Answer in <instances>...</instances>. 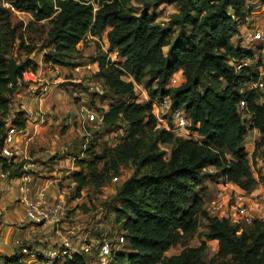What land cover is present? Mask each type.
<instances>
[{
    "label": "trees",
    "instance_id": "1",
    "mask_svg": "<svg viewBox=\"0 0 264 264\" xmlns=\"http://www.w3.org/2000/svg\"><path fill=\"white\" fill-rule=\"evenodd\" d=\"M54 1L58 13L50 21L49 37L57 54L74 51L89 27L95 33L109 28V47L117 50L121 59L118 65L124 73L136 83L146 76L155 79L157 86L151 91V99L168 98L171 110L183 109L191 121L192 136L201 138V141L176 139L164 129L152 132L157 124L152 101L144 106L136 104L133 84L120 80L124 73L114 69L102 73L106 88L113 95L129 100L102 113V124L108 131L117 130L123 122L129 126V133L123 144L106 155H93L90 162L77 161L87 174L80 171L72 175L75 189L78 192L102 182L105 174L99 172L98 163L107 158L112 168L118 162L131 161L138 170H144L134 173L117 193L120 205L115 209L114 223L124 233L126 243L125 251L119 252L111 264H264L263 220H254L252 226L237 234L238 226L209 216L202 198L193 194V186L198 184L206 167L219 170L224 179L243 191L249 192L256 185L240 144L247 131L256 130L262 145L264 103L260 104L258 91L240 93V89L258 81L253 68L261 63L254 66V51L232 43V38L238 36V20L244 17L243 0H165L179 7V14L168 24L179 29L174 42L168 27L155 24L146 13L138 16L128 13L116 0H106L94 15L91 6L82 0ZM7 2L15 10L31 13L37 21L53 14L52 0ZM194 9L197 16L190 14ZM5 24L0 26V169L17 176L20 165L1 155L9 126L7 93L12 91L8 87L4 57L9 50L10 35ZM186 25L191 30L189 34H185ZM243 60L249 64L238 72L229 65L230 61ZM44 63L64 64L60 55H48ZM100 69H104L103 61ZM180 70L184 83L167 88L170 78ZM204 77L212 83L223 81L225 86L219 93L210 87L201 89ZM242 100L246 105L243 113L238 109ZM9 124L15 130H24V113L16 114ZM158 144L172 146L167 160L158 151ZM225 154L233 160L227 161ZM201 218L207 224L206 241L196 248H185L197 232ZM207 241L217 242V251L208 263L205 262ZM177 245L184 247L181 253L166 257L165 253ZM14 262L13 256L3 257V264ZM64 264H88V261L74 254Z\"/></svg>",
    "mask_w": 264,
    "mask_h": 264
},
{
    "label": "rangeland",
    "instance_id": "2",
    "mask_svg": "<svg viewBox=\"0 0 264 264\" xmlns=\"http://www.w3.org/2000/svg\"><path fill=\"white\" fill-rule=\"evenodd\" d=\"M82 1L91 6L94 15L106 0ZM116 1L121 8L134 16L146 13L153 17L154 23L161 27H168L169 22L179 14V7L176 4H168L165 0ZM52 4L54 7L51 18L37 21L31 13L15 10L7 0H0V26L6 22L5 26L8 25V33H10L8 37L9 50L4 56L6 65L8 59L12 58L22 66L16 75L17 85H8L9 90L12 91L7 93L9 110L6 121L8 127H11L10 122H8L9 117L12 114L24 113L25 125L33 129L31 119L40 118L35 115L37 112L36 100H38V108H41L43 113L54 115L51 117L55 120L62 119L65 121L70 118L71 122L67 126L59 128L52 124L43 133L42 139L46 142L45 148L39 149L38 141L40 138L35 137L33 133L30 134L32 140L26 146L22 143L17 146L19 148L27 147L28 160L22 159L23 164L26 162L31 164L32 161L38 160L44 164L42 166L44 171L49 170L47 169L49 166L53 171L64 172L65 174L60 173L66 179H72V175L80 171H83V175L87 174L84 168H80L76 164L77 161L90 162L93 155L98 157H101L103 153L106 155L123 144L129 133V126L123 122L120 123V128L117 130L108 131L103 124L93 125L84 122L81 125V121H85L83 116L89 112L99 116L108 111L112 105L123 102L129 103V100L127 97L113 95L112 91L106 88L102 78V73H105L107 69L124 73V70L118 65L121 59L117 55V50L109 47L107 34L110 29L106 28L100 33H95L89 27L85 34L80 37L74 51L57 54L56 47L49 37L52 27L50 21L58 13L54 0H52ZM243 12L244 17L238 20V36L232 38V43L254 51L255 60L252 64L256 66V63L260 61L261 66L253 68V71L258 73V80L263 83L264 87V42L261 39L264 33V0H243ZM190 14L197 16L198 12L194 9ZM168 28L171 32V42H174L179 29L177 27ZM185 28V34H189L191 31L189 26L186 25ZM11 33L13 34L12 38ZM163 52L166 53V49ZM48 55H60L64 63L63 66L45 64L44 58ZM100 61L104 63L103 70L100 69ZM120 80L124 83L133 84L136 104L144 106L152 101L154 116L157 113L158 105L164 99H168H151V91L156 89L157 83L155 79L149 76H146L140 83H136L132 76L124 73L120 76ZM183 83L184 77L180 70L170 78L167 88H176ZM201 85V89L210 87L219 93L225 83L223 81L219 84L212 83L208 77H204ZM259 93L261 94L260 101L264 103V88ZM156 121V127L152 132L163 129L160 121L158 119ZM164 122L169 124L170 130H172L170 113H167ZM189 133L193 134V131L190 130ZM36 134L38 135V133ZM171 134L176 139H185L183 136H178L180 134L178 131H171ZM191 139L201 141L197 135H193ZM260 142L259 133L253 130L247 131L240 144L250 162V170L256 183L251 191L242 190V192L244 193L245 204L256 217L264 221V141L262 145ZM157 147L159 152L164 153V159L167 160L172 146L170 144H158ZM38 150L46 151L47 157L39 159L40 157L37 155L41 151ZM224 157L227 161L233 160L228 154H225ZM55 159L59 160V164H54ZM19 165L18 176L27 170L29 172L28 167L24 170L22 163ZM58 167H64L63 171L58 170ZM103 167H105L104 173L102 172ZM98 170L105 174L102 182L93 183L81 191L77 192L74 185L66 182L71 190L66 200L65 225L63 228L52 230L50 233L52 237H55V232L58 231L61 236L75 232L81 237L94 238L99 234L108 233L111 227L113 230L118 229L114 223L115 209L119 208L120 205L117 193L121 185L134 173H144V170H138L131 161L118 162L116 167L112 168L110 158L100 160ZM30 171L35 175V179L40 178L42 180L39 182H43L41 183L43 186L50 185V180L54 178H50L49 175H39L43 172L41 170L34 173V170L31 169ZM226 182L227 180L221 176L219 170L214 167H206L202 171L198 184L193 186V194L202 198L203 208L211 217H214V214H210L208 211L213 202H225L239 196L240 192L230 185L226 186ZM206 225L203 218L198 219L197 232L188 240L185 248H196L202 241H206L204 236L207 232ZM206 245L205 262L208 263L217 251V242L207 241ZM183 249L184 247L179 245L174 246L165 253V256L178 255Z\"/></svg>",
    "mask_w": 264,
    "mask_h": 264
},
{
    "label": "built area",
    "instance_id": "3",
    "mask_svg": "<svg viewBox=\"0 0 264 264\" xmlns=\"http://www.w3.org/2000/svg\"><path fill=\"white\" fill-rule=\"evenodd\" d=\"M261 39L264 42V33ZM247 64L248 62L244 60L229 62V65L232 66L236 72L240 71L241 68ZM263 88V83L258 80L240 89V93L249 91L260 92ZM260 103L262 104L261 101ZM245 107V101L242 100L238 109L243 113ZM156 112L155 117L160 121L165 131L170 133L171 131H178L180 133L178 134L179 137L183 136L185 139H191L192 134L189 133L191 121L188 114L183 109L171 110L170 100L164 99L158 105ZM167 113H170V126L172 130H170L169 124L164 122ZM14 116L15 115L12 114L8 122H10ZM102 116V114L98 116L96 113L89 112L85 114V121H81V125H83L84 122L93 125L102 124ZM70 122L71 119L67 118L65 121H61L60 126H67ZM16 133L19 135V143L25 146L32 140V135L26 131V128L17 131L13 127H8L1 155L9 161L11 160L13 164L22 163V168L26 170L30 165L27 162L23 164L17 146L18 142L14 140ZM24 160L27 161L28 159ZM53 177L54 178L50 180V185L43 186L41 184L43 182H39L42 180H40V178L35 179L30 168L29 172L27 170V172H23L20 176L17 175V179L20 180L17 202L22 206L24 217L28 222L35 226L50 227L54 230L63 228L65 225L64 221L67 211L66 200L71 190L68 185L76 186V184L71 178L66 179L62 174H55ZM66 182H69V184ZM225 185L236 188L235 190L240 192L239 196H236L233 200L228 199L225 202H213L208 212L214 214V217L218 220H226L231 225L238 226V233H240L244 227L252 226L254 220H261V218L256 217L245 204L244 193L238 186L228 181ZM112 228L113 227L109 229L108 233L99 234L94 238L81 237L75 232L67 234L66 236L60 235L58 239H54L51 243L47 242L46 245L43 246L40 244H33V246L28 247L16 242L19 250L12 255L15 258L13 264H26L28 261L35 264H64L65 259L72 258L74 254L84 256L88 264H111L114 262L119 252L125 251L126 243L124 233L115 227V230ZM55 233H58V231Z\"/></svg>",
    "mask_w": 264,
    "mask_h": 264
},
{
    "label": "crops",
    "instance_id": "4",
    "mask_svg": "<svg viewBox=\"0 0 264 264\" xmlns=\"http://www.w3.org/2000/svg\"><path fill=\"white\" fill-rule=\"evenodd\" d=\"M35 103V108L37 111L35 112V115L40 118L31 119V123H33L32 127H34L33 129L28 125H26L25 128L29 134L33 133L35 137L40 138L38 141V147L39 149H42L46 147V142H44L42 139L43 133L52 124L61 128L60 123L62 119L55 120L53 117H51L54 116L50 115L51 113H43L44 111H41V108H38V100H36ZM84 119L85 115L83 116V120ZM36 133H38V135ZM18 136L19 135L16 133V135L14 136V140H16L19 144ZM18 150L21 159L28 158L27 147H18ZM38 151H41L38 152L37 155L38 157H40L39 159H45L47 157V155H45L47 154L46 151ZM32 162L31 164H28L30 165V170H34L33 173L37 170H41L43 172H41L40 174L49 175L50 177H53L55 174H65L61 171H53L51 170V168H49V166L47 167L49 170L44 171V168L42 167L44 164L40 163V161L38 160ZM56 163L59 164V160L57 161L55 159L54 164ZM61 165L63 166V164ZM53 167L54 165L52 166V168ZM63 169L64 167H58V170L63 171ZM19 184L20 180L17 179V176L10 175L8 172L3 173L0 169V259H2L0 260V264H3V257H10L19 250L16 242H19V244L28 247L33 246V244H40L43 246V244L47 242L51 243L54 239H58L60 237L58 233H56L55 237H52L50 233L53 228L35 226L25 219L24 210L22 206L17 202V199L19 197ZM26 264L35 263L28 261L26 262Z\"/></svg>",
    "mask_w": 264,
    "mask_h": 264
},
{
    "label": "water",
    "instance_id": "5",
    "mask_svg": "<svg viewBox=\"0 0 264 264\" xmlns=\"http://www.w3.org/2000/svg\"><path fill=\"white\" fill-rule=\"evenodd\" d=\"M21 68L22 66L17 64L14 59L12 58L8 59L6 72H7V80L9 81V84L11 86L17 85L18 80L16 75Z\"/></svg>",
    "mask_w": 264,
    "mask_h": 264
}]
</instances>
